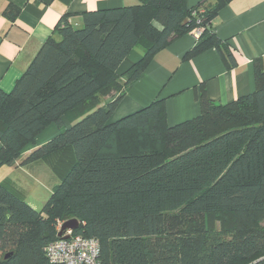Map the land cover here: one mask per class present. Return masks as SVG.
<instances>
[{
    "label": "trees",
    "instance_id": "trees-1",
    "mask_svg": "<svg viewBox=\"0 0 264 264\" xmlns=\"http://www.w3.org/2000/svg\"><path fill=\"white\" fill-rule=\"evenodd\" d=\"M230 0H137L62 16L9 92L0 89V164H46L58 182L41 209L0 182V264L51 262L56 223L94 238L100 264H264V70L253 92L225 104L200 91V113L174 125L163 99L119 119L124 90L152 56L201 28L185 52L231 51L212 31ZM18 8L5 14L13 19ZM141 57L119 70L129 53ZM63 119L70 126L65 128ZM50 124L59 132L28 145Z\"/></svg>",
    "mask_w": 264,
    "mask_h": 264
},
{
    "label": "crops",
    "instance_id": "crops-1",
    "mask_svg": "<svg viewBox=\"0 0 264 264\" xmlns=\"http://www.w3.org/2000/svg\"><path fill=\"white\" fill-rule=\"evenodd\" d=\"M203 0H186L192 7ZM137 0H0V89L9 92L27 68L42 43L51 35L59 19L67 15L73 26L82 24V13L122 7ZM18 8L10 19L5 11ZM211 31L227 45L235 60L228 65L215 48L183 59L196 39L186 34L172 40L156 52L142 73L124 90V95L111 115L112 120L147 106L156 98L163 99L165 120L174 125L200 113V91L220 104L253 92L254 60L259 58L264 70V0H230L218 9L211 22ZM141 57L135 48L121 63L125 70ZM65 128L70 126L63 119ZM59 132L54 124L47 126L36 138L35 145L26 146L23 158L34 146ZM31 165L0 164V182L8 183L34 209H41L47 199L32 187ZM31 170V169H30ZM27 176V177H26ZM28 178L30 180H28Z\"/></svg>",
    "mask_w": 264,
    "mask_h": 264
},
{
    "label": "built area",
    "instance_id": "built-area-1",
    "mask_svg": "<svg viewBox=\"0 0 264 264\" xmlns=\"http://www.w3.org/2000/svg\"><path fill=\"white\" fill-rule=\"evenodd\" d=\"M201 28H195L191 35L196 39ZM63 221L57 222L56 230H60ZM46 253L51 262L59 264H100L98 260L99 244L94 238H85L73 234V230L66 229L57 239L46 246Z\"/></svg>",
    "mask_w": 264,
    "mask_h": 264
},
{
    "label": "rangeland",
    "instance_id": "rangeland-1",
    "mask_svg": "<svg viewBox=\"0 0 264 264\" xmlns=\"http://www.w3.org/2000/svg\"><path fill=\"white\" fill-rule=\"evenodd\" d=\"M29 172V175L32 173L34 178L27 186L34 188L41 197L48 199L51 194V189L58 182V179L51 172L50 168L42 162L33 163L32 168H29ZM28 180L30 179L28 178ZM55 227H57V223Z\"/></svg>",
    "mask_w": 264,
    "mask_h": 264
},
{
    "label": "water",
    "instance_id": "water-1",
    "mask_svg": "<svg viewBox=\"0 0 264 264\" xmlns=\"http://www.w3.org/2000/svg\"><path fill=\"white\" fill-rule=\"evenodd\" d=\"M78 227V221L75 218L68 219L66 221H63V223L60 226V230L58 231L57 235L60 236L63 231L66 229L74 230Z\"/></svg>",
    "mask_w": 264,
    "mask_h": 264
}]
</instances>
